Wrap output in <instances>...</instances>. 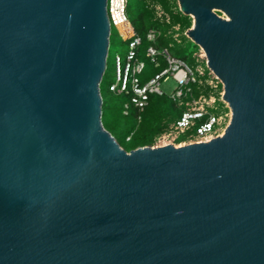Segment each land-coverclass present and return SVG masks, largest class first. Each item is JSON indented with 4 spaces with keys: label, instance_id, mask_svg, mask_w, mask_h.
Returning <instances> with one entry per match:
<instances>
[{
    "label": "water",
    "instance_id": "1",
    "mask_svg": "<svg viewBox=\"0 0 264 264\" xmlns=\"http://www.w3.org/2000/svg\"><path fill=\"white\" fill-rule=\"evenodd\" d=\"M107 1L0 0V264H264V0H177L231 119L129 151Z\"/></svg>",
    "mask_w": 264,
    "mask_h": 264
},
{
    "label": "built area",
    "instance_id": "2",
    "mask_svg": "<svg viewBox=\"0 0 264 264\" xmlns=\"http://www.w3.org/2000/svg\"><path fill=\"white\" fill-rule=\"evenodd\" d=\"M128 4L129 0L107 1L111 30L115 27L128 45L124 60L120 54L116 55L115 77L110 84V90L118 94H130L131 101L139 112L146 107L153 93L167 94L183 107L181 115L171 121L167 129L156 137L154 146L208 141L222 135L230 122L232 112L228 102L223 98V83L208 67L204 50L199 47L193 54L195 63H190L172 52L173 42L168 45L159 44L164 35H172L177 42L181 41L183 34L190 38L187 34L188 29L181 32L180 26L174 25L164 33L160 28H150L147 32L150 43L146 55L156 66H161L162 62L165 66L147 81L141 82L139 75L145 68V61L139 58L138 48L142 39L128 16ZM153 6L158 17L170 22L169 14L161 5ZM171 77L176 81V85L167 91L162 84ZM208 85L212 89L209 93L205 91ZM196 89L199 90L198 94ZM128 106L126 103L125 108ZM182 134L187 135L186 139L178 141Z\"/></svg>",
    "mask_w": 264,
    "mask_h": 264
},
{
    "label": "trees",
    "instance_id": "3",
    "mask_svg": "<svg viewBox=\"0 0 264 264\" xmlns=\"http://www.w3.org/2000/svg\"><path fill=\"white\" fill-rule=\"evenodd\" d=\"M154 4H159L164 8L170 16V22L157 16ZM219 13L221 14V12ZM128 16L142 39L138 48V56L145 61V68L139 76L141 82H145L165 66L164 62L161 66H156L146 55L150 43L147 39L148 30L157 27L166 33L174 25H179L180 31L183 32L193 25V18L179 9L177 0H129ZM187 39L189 38L183 34L181 41L177 42L172 35H164L159 44L168 45L173 42L171 50L174 54L190 63H195L193 54L199 49V46L194 43L196 49L189 52L187 46L182 44V41ZM123 42L127 44L126 41ZM112 81L107 58V67L100 84L103 98L102 121L106 129L128 151L140 146L153 145L156 137L167 129L171 121L181 115L182 106H179L167 94L156 93L150 95L148 104L143 111L139 112L132 103L130 94H118L110 90ZM211 90L209 85L206 86L205 91L207 93ZM198 93L199 90L196 89V94ZM126 103L129 105L127 108H125ZM186 137V134H182L178 141L184 140Z\"/></svg>",
    "mask_w": 264,
    "mask_h": 264
},
{
    "label": "rangeland",
    "instance_id": "4",
    "mask_svg": "<svg viewBox=\"0 0 264 264\" xmlns=\"http://www.w3.org/2000/svg\"><path fill=\"white\" fill-rule=\"evenodd\" d=\"M111 35V44L108 53V64H109V74L110 78L114 80L115 77V58L117 54H120L122 59L126 58L128 52V45L124 43L122 37L119 35L118 30L113 27ZM183 45H186L189 52L196 49L194 42L189 38L187 40L182 41ZM176 85V81L171 77L167 81L163 82L162 87L165 90H170Z\"/></svg>",
    "mask_w": 264,
    "mask_h": 264
},
{
    "label": "bare ground",
    "instance_id": "5",
    "mask_svg": "<svg viewBox=\"0 0 264 264\" xmlns=\"http://www.w3.org/2000/svg\"><path fill=\"white\" fill-rule=\"evenodd\" d=\"M205 52V51H204ZM205 55H206V53H205ZM160 146V145H159Z\"/></svg>",
    "mask_w": 264,
    "mask_h": 264
}]
</instances>
